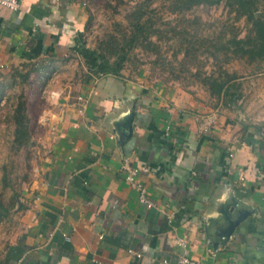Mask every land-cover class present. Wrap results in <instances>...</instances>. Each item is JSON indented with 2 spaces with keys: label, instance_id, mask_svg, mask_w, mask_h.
<instances>
[{
  "label": "crops",
  "instance_id": "obj_1",
  "mask_svg": "<svg viewBox=\"0 0 264 264\" xmlns=\"http://www.w3.org/2000/svg\"><path fill=\"white\" fill-rule=\"evenodd\" d=\"M88 7L0 6V70L28 65L61 93L40 116L34 171L0 255L7 264H182L183 255L199 264H264V70L238 80L233 100L181 92L127 66L119 77L86 81L71 47L85 36ZM78 95L87 99L82 113ZM132 104V134L120 146L112 121ZM124 160L149 166L139 180L151 207L125 181ZM232 200L252 212L214 248Z\"/></svg>",
  "mask_w": 264,
  "mask_h": 264
},
{
  "label": "rangeland",
  "instance_id": "obj_2",
  "mask_svg": "<svg viewBox=\"0 0 264 264\" xmlns=\"http://www.w3.org/2000/svg\"><path fill=\"white\" fill-rule=\"evenodd\" d=\"M258 1L259 9L263 10L264 0ZM89 4L85 39L90 47H95L108 34L122 35L127 24L126 13L138 4L148 5L145 17L151 19L155 30L150 40L131 51L125 65L128 74L145 69L151 78L175 83L181 92L199 97L211 94L203 81L207 75L218 76L226 71L234 77L231 87L234 91L238 80L264 70L262 63H250L245 58L233 57L232 53L216 50L220 39L233 34L244 37L250 27L245 17H239L224 1L194 5L177 14L171 12V0H89ZM44 83L46 80L25 64L0 70V205H12L8 215L0 217V252L12 237L22 195L34 171L39 119L50 105L46 96L49 90ZM20 99L26 102L32 132L28 142L17 149L11 116Z\"/></svg>",
  "mask_w": 264,
  "mask_h": 264
},
{
  "label": "trees",
  "instance_id": "obj_3",
  "mask_svg": "<svg viewBox=\"0 0 264 264\" xmlns=\"http://www.w3.org/2000/svg\"><path fill=\"white\" fill-rule=\"evenodd\" d=\"M221 1L233 8L239 17H245L250 27L244 37L233 34L226 39H220L218 47H215L216 50L223 51L226 54L232 53L233 57L245 58L250 63L258 62L264 65V9H259L258 0H171L173 5L171 12L177 14L191 9L194 5H212ZM147 6L146 4H138L132 7L125 15L127 24L122 31V35H117L118 33L108 34L99 40L95 47L87 45L85 36L82 33L75 37L71 50L83 60L86 69V81L102 75L119 77L131 51L144 41L150 40L154 32L152 30H155V28L152 26L151 19L145 17ZM148 45H152V42L148 41ZM233 78L224 71L220 72L218 76L214 74L207 75L203 78V81L208 86L211 95L218 97L226 95L233 100L236 96V92L231 90ZM11 120L15 125L13 141L18 149L28 142L32 132L28 125L29 118L25 100L20 99L17 102ZM11 206L4 207L0 205V217L7 216ZM0 264H7V259L1 255Z\"/></svg>",
  "mask_w": 264,
  "mask_h": 264
},
{
  "label": "water",
  "instance_id": "obj_4",
  "mask_svg": "<svg viewBox=\"0 0 264 264\" xmlns=\"http://www.w3.org/2000/svg\"><path fill=\"white\" fill-rule=\"evenodd\" d=\"M121 115L117 121H112V130L117 135V143L120 146L132 134L134 105L128 106ZM251 212L252 210L248 206L238 203L237 200L230 201L226 208L221 211V221L212 233V246L215 248L219 244L226 243L239 222L249 216Z\"/></svg>",
  "mask_w": 264,
  "mask_h": 264
},
{
  "label": "built area",
  "instance_id": "obj_5",
  "mask_svg": "<svg viewBox=\"0 0 264 264\" xmlns=\"http://www.w3.org/2000/svg\"><path fill=\"white\" fill-rule=\"evenodd\" d=\"M0 6L9 10H17L20 7V0H0ZM60 91L57 90H49L47 91V99L48 101L57 102L60 98ZM76 101L78 102V111L80 113L83 112L84 107L86 105L87 99L84 97V95H78L76 97ZM170 131V128H166V132L168 133ZM232 155V154H230ZM121 169L123 171V177L125 181L138 192V200L145 204L148 207H151L153 205L151 199L149 198L147 194L146 188L143 186L142 182L139 180L140 176L143 174H146L149 172V166L148 165H131L127 160H124ZM100 238L102 236L100 235ZM178 245H185V239L180 238L177 241ZM128 252L135 255L137 258H140L141 254L131 248L128 249ZM179 262L182 264H199L197 261L190 259L188 256L183 255L180 256Z\"/></svg>",
  "mask_w": 264,
  "mask_h": 264
}]
</instances>
